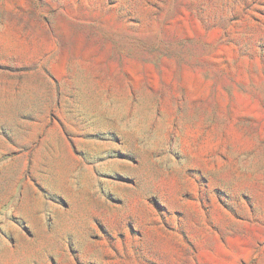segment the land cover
<instances>
[{"label": "rangeland", "instance_id": "obj_1", "mask_svg": "<svg viewBox=\"0 0 264 264\" xmlns=\"http://www.w3.org/2000/svg\"><path fill=\"white\" fill-rule=\"evenodd\" d=\"M0 264H264V0H0Z\"/></svg>", "mask_w": 264, "mask_h": 264}]
</instances>
